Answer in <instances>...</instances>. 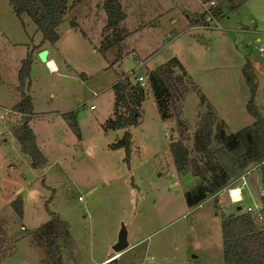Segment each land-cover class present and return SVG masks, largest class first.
Returning a JSON list of instances; mask_svg holds the SVG:
<instances>
[{"label": "rangeland", "instance_id": "1", "mask_svg": "<svg viewBox=\"0 0 264 264\" xmlns=\"http://www.w3.org/2000/svg\"><path fill=\"white\" fill-rule=\"evenodd\" d=\"M73 1L58 28L59 41L50 45L41 43L42 34L28 16L18 17L10 0H0V71L7 84L0 87V238L13 250L7 259L0 248V264H50L35 239L50 213L70 226L62 264H225L221 216L245 213L249 206L253 215L264 211L262 168L252 165L237 175L224 151L219 160L232 175L228 187L194 207L188 206L186 193L197 182L196 131L209 126L213 136H227L255 122L246 108L250 90L242 69L247 61L258 87L255 104L264 115V56L258 52L264 43V0H234L231 10L229 0H215L224 18L206 26L186 17L189 12L192 19L202 16L200 0H119L127 15L121 26L131 35L112 68L118 50L99 51L107 21L104 0ZM32 48L25 91L34 106L29 125L46 158L41 168L32 167L12 133L25 116L7 109L13 97H21L19 68ZM41 49L49 51L57 71L39 58ZM173 58L188 78L171 119L161 120L148 87L140 124L106 131L118 74L135 82ZM70 112L76 113L80 136L63 117ZM126 132L132 135L128 158L125 149L111 147ZM177 141L191 150V167L184 173L176 170L170 152ZM244 176L245 196L251 193L254 201L244 197L232 203L227 190L243 185ZM19 197L22 217L12 206ZM258 219L263 227V217ZM123 228L128 248L118 254Z\"/></svg>", "mask_w": 264, "mask_h": 264}, {"label": "trees", "instance_id": "2", "mask_svg": "<svg viewBox=\"0 0 264 264\" xmlns=\"http://www.w3.org/2000/svg\"><path fill=\"white\" fill-rule=\"evenodd\" d=\"M84 0H74L73 5ZM210 1V0H209ZM18 17L28 16L38 31L42 34V44L54 45L59 41L58 28L64 21L68 12L69 0H10ZM229 9H233L234 0H229ZM103 9L107 16L106 25L102 31V42L99 51L107 55L110 51H117L115 62L110 68L119 62L123 54L119 51L123 42L131 35L121 24L125 22L127 15L119 0H104ZM215 20L224 18L223 9L217 5L212 9ZM191 20L193 25H208L206 18L196 15ZM33 48L27 53L21 62L18 73L20 102L14 107V112L25 116L20 125L12 127V133L21 146L23 153L31 159L33 168H41L46 164V158L37 145L35 134L30 127L31 117L34 114L32 98L26 93L29 87L30 70L33 61ZM182 71V75L178 74ZM246 84L250 90V98L246 105L248 112L255 119L251 125L244 129L225 135L223 132L212 135V128L196 131L195 148L199 152L193 157L194 177L197 179L192 191L186 193V201L189 207L201 205L210 196L219 194L230 184L232 175L227 167L222 164L221 153L230 154L236 165L237 175L242 174L252 165L262 168L264 183V115L262 116L256 107L255 100L258 93L255 75L252 65L247 61L242 69ZM149 88L153 94L160 118L168 121L172 117L171 109L180 99V88L188 78L183 70L181 62L173 58L153 71L146 73ZM115 96L113 116L106 124L105 130L128 129L140 124L141 109L145 101V89L137 81L133 82L129 74H118L117 81L113 85ZM204 100V96L201 97ZM71 129L80 136V129L76 113L63 114ZM179 124H186L179 120ZM112 149H125L127 158L132 147V135L126 132L122 139L112 144ZM170 152L176 170L179 173L187 172L191 165V150L182 141L173 142ZM224 153V154H225ZM217 206L219 202L216 200ZM264 203V201H263ZM17 215L23 216L22 197L16 198L12 203ZM263 214V215H262ZM50 220L41 225L35 239L39 246H44L50 264H62L61 255L63 247L70 238V226L57 214L50 213ZM264 219V211L261 212ZM259 217L249 212L222 214V238L223 257L225 264H264V226L260 227ZM7 239L0 238V248L3 249L5 258H9L12 251L5 248Z\"/></svg>", "mask_w": 264, "mask_h": 264}, {"label": "built area", "instance_id": "3", "mask_svg": "<svg viewBox=\"0 0 264 264\" xmlns=\"http://www.w3.org/2000/svg\"><path fill=\"white\" fill-rule=\"evenodd\" d=\"M202 2V5H203V16L206 18V20L209 22L211 20H215V17L213 16L212 14V9L214 7L217 6V3L215 0H200ZM258 52L260 53V55L264 56V43L262 44V46H260L258 48ZM135 81H137L138 83H140V86L144 89L148 88L149 87V83H148V77L145 75V76H136L135 77ZM245 176L242 177V181H243V184H247V182H245ZM237 192L236 194V198H234V192ZM227 193L229 195V198H230V201H232L233 203L235 204H240L243 202V195H242V188L241 186H237V187H231L227 190ZM263 194H264V191H263ZM80 200L82 199L81 197L79 198ZM246 212H249L253 215V208L251 206L247 207V211ZM261 210H258L254 213L255 216L261 218ZM109 263V262H107Z\"/></svg>", "mask_w": 264, "mask_h": 264}, {"label": "crops", "instance_id": "4", "mask_svg": "<svg viewBox=\"0 0 264 264\" xmlns=\"http://www.w3.org/2000/svg\"><path fill=\"white\" fill-rule=\"evenodd\" d=\"M191 12H189V14H187V16L186 17H188L189 18V22H191V20H193L192 19V17H191ZM193 15V14H192ZM195 15V14H194ZM174 23H178V20H175L174 21ZM196 26H194V27H192V28H195ZM209 32H210V30H209ZM12 46H16V45H14V44H11ZM43 50H45V49H41V50H39L37 53H40L41 51H43ZM36 53V54H37ZM50 54V53H49ZM48 54V63H49V61H52L54 64H55V66H56V69L58 70V66H57V64H56V62H55V60L53 59V58H50L49 55ZM27 56V55H26ZM23 59H25V58H23ZM22 59V60H23ZM22 62V61H21ZM48 63H47V65H48ZM20 69V68H19ZM51 69V71H53V69L52 68H50ZM56 70V71H57ZM4 73V72H3ZM0 75H1V77H0V87H2L1 88V90H4V89H6V88H4L3 86H5L6 87V85L7 84H5L4 82H2V80H4V81H6L5 80V78L6 77H4L3 78V76H2V72L0 71ZM14 99H13V104H12V106L10 107V108H7V109H14V107L20 102V100H21V97L19 98V96H16V97H13ZM33 102V101H32ZM241 186V188H242V195H243V198L245 197V198H247V197H249L252 201H254V197L251 195V193H249L247 196H245V192H247V190H248V185L247 184H243V185H240ZM247 186V187H246ZM249 191V190H248ZM233 203V202H232ZM109 258V257H108ZM106 259L105 260V262H108L110 259Z\"/></svg>", "mask_w": 264, "mask_h": 264}, {"label": "water", "instance_id": "5", "mask_svg": "<svg viewBox=\"0 0 264 264\" xmlns=\"http://www.w3.org/2000/svg\"><path fill=\"white\" fill-rule=\"evenodd\" d=\"M48 54H49V51L45 49L39 53V58L43 62L48 63ZM241 210H242V207L239 206L237 208V211H241ZM127 248H128L127 233H126L125 228H123L120 235H119L118 243L115 246V252H117L119 254V253H122Z\"/></svg>", "mask_w": 264, "mask_h": 264}, {"label": "bare ground", "instance_id": "6", "mask_svg": "<svg viewBox=\"0 0 264 264\" xmlns=\"http://www.w3.org/2000/svg\"><path fill=\"white\" fill-rule=\"evenodd\" d=\"M48 66H49L50 68H52L53 71H56V70H57L55 64H54L52 61H49ZM236 194H237V192L235 191V192H234V198H236Z\"/></svg>", "mask_w": 264, "mask_h": 264}]
</instances>
